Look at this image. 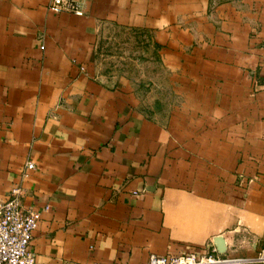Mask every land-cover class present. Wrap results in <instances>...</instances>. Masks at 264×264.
Returning <instances> with one entry per match:
<instances>
[{"label": "crops", "instance_id": "1", "mask_svg": "<svg viewBox=\"0 0 264 264\" xmlns=\"http://www.w3.org/2000/svg\"><path fill=\"white\" fill-rule=\"evenodd\" d=\"M49 1L0 0V202L41 211L36 263L264 264V0Z\"/></svg>", "mask_w": 264, "mask_h": 264}, {"label": "built area", "instance_id": "2", "mask_svg": "<svg viewBox=\"0 0 264 264\" xmlns=\"http://www.w3.org/2000/svg\"><path fill=\"white\" fill-rule=\"evenodd\" d=\"M48 9L54 14L70 13L80 17L85 14L82 0H50ZM34 167L33 161L28 160L25 165L26 171L22 175L26 177L27 170ZM40 217L39 209L22 204L21 188L13 185L9 190L8 198L0 202V264H37L34 253L29 250V244ZM257 259L264 261V249L258 253ZM221 262L222 259L214 257L211 253L197 255L187 252L170 255L152 253L144 264H219ZM92 264L119 263L95 261Z\"/></svg>", "mask_w": 264, "mask_h": 264}, {"label": "water", "instance_id": "3", "mask_svg": "<svg viewBox=\"0 0 264 264\" xmlns=\"http://www.w3.org/2000/svg\"><path fill=\"white\" fill-rule=\"evenodd\" d=\"M214 243L217 247H219V250L222 251L223 246V240L220 236L216 237L214 240Z\"/></svg>", "mask_w": 264, "mask_h": 264}, {"label": "rangeland", "instance_id": "4", "mask_svg": "<svg viewBox=\"0 0 264 264\" xmlns=\"http://www.w3.org/2000/svg\"><path fill=\"white\" fill-rule=\"evenodd\" d=\"M120 33V32H119ZM122 33V32H121ZM154 93V92H153ZM155 94H156V91H155Z\"/></svg>", "mask_w": 264, "mask_h": 264}]
</instances>
